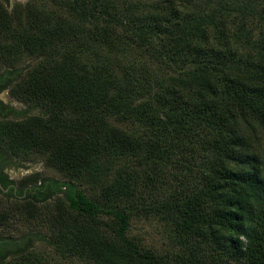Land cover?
I'll use <instances>...</instances> for the list:
<instances>
[{
    "label": "trees",
    "instance_id": "obj_1",
    "mask_svg": "<svg viewBox=\"0 0 264 264\" xmlns=\"http://www.w3.org/2000/svg\"><path fill=\"white\" fill-rule=\"evenodd\" d=\"M98 1L108 3L75 0L70 7L73 11L68 10L71 22L54 26L52 34L37 30L50 18L30 7L20 22L27 20L29 28L37 30L36 36L31 37L23 27L15 29L10 13L8 19L0 18V32L10 38V43H0L1 64L9 67L0 74V81L5 80L4 88L12 86L15 97L45 111L42 116L27 117L29 110L0 105V123L8 122L0 128L7 131L1 138L13 137L19 144L34 129H42L54 150L51 161L67 179L42 178L26 197L15 200L14 210L35 221L43 206L62 197L66 209L81 218L75 217V222L70 215L67 220L63 214L56 218L57 236L62 240L65 230L86 235V221L113 218L117 225L115 246L106 242L108 253L98 252L96 264H198V246L189 252L185 249L195 237L199 242L201 237L200 243L206 245L204 256H212L220 264H264V152L247 142L244 134L252 121L253 130L255 125L264 129V72L240 70V79L224 84L207 69L196 83L195 75L186 72L192 62L181 55L178 61L183 70L160 82L161 76L153 78L148 66L122 75L113 69L108 73V67L116 62L112 54L103 56L101 51L99 55L94 52V57L102 56L106 68L93 71L90 62L81 57L90 44L81 34H91L89 41L100 32L106 37L107 30L98 26L100 19L123 25L117 14L124 8L96 9L93 5L100 4ZM184 1L164 0L162 9L142 17L143 39L136 50L142 59L165 52L164 41L149 38L156 36L154 32L161 30L180 45L188 43L191 34H185L191 29L204 30L209 25V15L203 14L199 22L187 26L185 34L184 24L176 29L180 25L175 21L177 7ZM241 2L235 9L238 13L249 5V0ZM126 8H130L122 12L126 18L136 15L132 3ZM189 16L182 19L187 22ZM239 17L244 27L242 14ZM87 24L92 25L90 32ZM109 44L112 51L114 46ZM149 44L152 50L145 49ZM54 45L59 51L55 63L40 64L24 81L28 70L15 68L20 57L26 52L30 59L36 58ZM59 63L62 67L54 68ZM106 72L109 75L104 79ZM11 117L23 118L11 122ZM120 118L130 126L120 128L112 123ZM84 183L99 185L103 199L88 197L82 189ZM207 204L212 206L205 210ZM140 215L159 217L165 239L178 247L160 252L130 240L133 217ZM199 216H204L202 222ZM67 235L65 241L69 242L73 236ZM0 236V264H56L31 253L36 243L54 246L47 234L32 229L20 238ZM97 243L101 246L100 238ZM71 247L65 246L60 254L64 258L75 254ZM87 253L95 257L91 251Z\"/></svg>",
    "mask_w": 264,
    "mask_h": 264
},
{
    "label": "rangeland",
    "instance_id": "obj_2",
    "mask_svg": "<svg viewBox=\"0 0 264 264\" xmlns=\"http://www.w3.org/2000/svg\"><path fill=\"white\" fill-rule=\"evenodd\" d=\"M91 1L93 2V0ZM103 1L108 3L105 4L98 1L100 4L96 3L93 7L96 9L108 7L109 9H117L119 11L124 8L117 14L118 18L123 20V25L119 26L115 23H109L105 19H100L98 21V26L107 30L105 31L107 34L106 37L100 35V32L96 34L97 36H94V39L89 41L91 34L86 33L83 34L84 36L81 34V38L85 39L86 42H90L89 47L87 46L83 53H81V57L87 61V64L88 61L90 62V69L93 71L103 67L102 61L100 60L102 56H98L97 58L94 57L96 55L94 52H97L99 55L101 51L100 54L103 56L112 54L111 56L116 62L108 67V73L113 69L117 74L122 75L125 74V72L128 73L140 70V66L145 68L148 66L150 71L149 74H151L153 78L158 80L161 76L158 80L160 82L169 77L175 78L171 76H178L179 71L183 70L179 68L178 61L181 55L187 56L189 62H192L186 66V72L190 77L195 75V78H192L195 79L194 81L196 83H198L197 80L202 76V71L207 69L212 70L215 75L220 76L224 84L232 83L240 79L239 73H237L240 70L246 71L245 73L247 74H251V72L254 73V70L264 72V0H249V5L245 7L241 13H238L235 9H237L239 5H242V0H239L240 3H237L236 0H185L184 3L182 2L177 7L179 17L174 19L177 24L180 25L177 26L176 29H180L184 24L182 27V34H185L187 26L191 22H197L203 14L205 16L207 14L209 15L207 16L209 25L206 29L204 28V30L200 27L193 31L191 29L190 33L185 34H191V36L188 37V43H181L180 45L173 42L172 38H168L163 31L162 33H160L161 30L154 32L156 36L149 38L164 41L166 45L165 52L158 55V57H148L147 59H142L140 57L141 55L138 54L139 51H136L138 44L143 39L140 37L141 29L144 27L142 17L150 15L151 13L155 14V9H162V6L165 5V3H163L164 0ZM73 2H75V0H12L8 5L0 3V18L8 19L10 13L14 18L12 24H14L15 29L19 30L23 27L29 32L31 37H33V35L36 36L37 30L43 33L49 31L52 34L54 33V26L61 27L63 21L71 22L68 10L74 5ZM130 2L133 6H136V8L133 9L136 15L126 18L122 12L124 13L127 9H130L126 8L127 4H131ZM29 7L32 10H36V12H38L37 14H43L45 17H49L50 20L47 21V25L34 30V28H29L30 26L27 20H22L20 22L23 17H26ZM241 14L244 27L240 24L241 17L239 16ZM185 15H190L187 22L182 19ZM175 21L173 20V22ZM63 26L62 28H64ZM162 26L165 27V25ZM85 28L86 31L90 32L92 25L87 24ZM169 30L173 31L174 29L169 28ZM251 30H254V32L250 33ZM257 30L259 32H257ZM43 33H41V35H43ZM173 33L175 34V31ZM6 34L7 33L0 32L1 44L10 43V38L8 36L6 37ZM108 41L114 46L112 51ZM66 43L69 45V41H66ZM141 44V47H143L144 43ZM145 49L152 50L153 45L149 44ZM56 56L59 58V51L56 45L47 47L45 52L43 51L42 54L38 53L36 58L33 59H30L25 52L16 63L15 68H24L28 70L26 71V74H28L25 76L24 80L26 81V79L36 71V68L40 64L45 65L48 61L55 63ZM1 63L3 62L0 61V74L9 68ZM55 67L56 69L61 68L62 64H56L54 68ZM103 68H106V66ZM107 72L104 79H107L109 75ZM121 85L122 84L119 86ZM1 99L6 106H11L17 111L29 110L27 117L42 116L43 112H45L43 108L35 103H26L15 97L13 88L2 94ZM30 106L33 108H30ZM22 118L23 117H20L18 118L19 120H14L16 118L11 117L8 120L11 122H18L22 121L20 120ZM123 120L122 118H120V120L114 119L112 123L120 128L130 126V124ZM3 122L2 125L7 127L8 122ZM253 124L254 121L250 122V125H247V132L244 133L245 139L247 142L250 141L256 144L258 149L264 152V129L255 125L256 129L253 130L251 127ZM2 125L0 123V128ZM36 130L38 134L34 135ZM5 132L7 131L0 129V143L2 147L15 157L16 162L23 164V167L13 170L12 174L20 186L34 185L45 177L61 181L67 180L54 165L55 162L53 163L51 161L54 150L48 146L45 140L48 135L45 132L43 133L42 129L30 131V136L26 137V139L22 140L19 144L16 143L13 137L12 139L8 137L2 140L1 136L5 135ZM260 144H263V147ZM15 145L18 147H15ZM82 189L90 198L103 199L101 195L102 190L99 185L93 186L84 183ZM15 206H17L15 200H10L0 194V235L20 238L32 229L47 234L54 243V246L45 243H36L34 249L31 251L36 257H46L51 263L55 261L56 264H96L94 259H96V254H98V252L108 253L107 249H109L110 246H104L106 242H111L112 246H115L114 236L117 232V225L113 218L108 216L99 218L95 223L86 221L87 225L84 226L87 232L86 235H82V233H71L70 230H67L66 233L65 230L63 240L61 238L58 239V222L56 218H58L60 214H63V218L66 220L72 217V222L80 218L78 214L71 213L66 209V205L60 196L55 197L51 202L43 206L44 208L42 209L41 215H39L35 221H33L32 218L29 219L28 217H24V213L14 210ZM210 206L212 205L207 204L205 210H208ZM69 215L71 217H69ZM203 219L204 216H199V222H202ZM163 227L164 223L159 217L151 216L150 218H146L142 217V215L135 216L133 217L128 238L142 245L141 247L152 248L160 252L173 250L174 247L178 246H172L167 242L162 232ZM67 234L73 236L70 238L69 242L65 241L68 237ZM99 238L101 240V246L97 243ZM201 241L202 238L200 237V242ZM200 242L195 237L194 243L185 246L187 252L190 251V248L192 250L193 246H198L197 254L190 253L192 255H197V260H195V262H198V264H208V262L220 264V262H218V260L215 261L212 256L210 259L204 256L203 250H205L206 245ZM65 246H72L70 250L73 249L75 254H71L68 258H64L63 255L60 254V251L62 249L65 250ZM87 251L94 253L95 257L91 258ZM77 252H79V254ZM9 263L16 264L15 261Z\"/></svg>",
    "mask_w": 264,
    "mask_h": 264
},
{
    "label": "flooded vegetation",
    "instance_id": "obj_3",
    "mask_svg": "<svg viewBox=\"0 0 264 264\" xmlns=\"http://www.w3.org/2000/svg\"><path fill=\"white\" fill-rule=\"evenodd\" d=\"M11 1L12 0H0V2L3 3L4 5L10 4ZM4 81L5 80L0 81V89H1L0 105L5 107H11V106H6L1 99V95L6 93L12 88V86H8L4 88V86L6 85ZM21 112H24V110ZM20 167H23V164L16 162L15 157L6 149L0 146V192H2V195L5 196L6 198H9L10 200L23 199L24 197H26V193L29 190H33L34 186H36V185L20 186L18 184V181L15 180L12 174H13V170L17 168L19 169ZM19 192H23V194L21 195L19 194Z\"/></svg>",
    "mask_w": 264,
    "mask_h": 264
}]
</instances>
